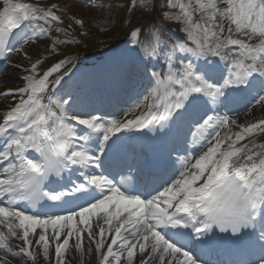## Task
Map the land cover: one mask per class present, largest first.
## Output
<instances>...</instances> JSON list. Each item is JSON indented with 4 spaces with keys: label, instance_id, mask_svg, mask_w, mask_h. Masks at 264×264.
<instances>
[{
    "label": "snow or ice",
    "instance_id": "snow-or-ice-1",
    "mask_svg": "<svg viewBox=\"0 0 264 264\" xmlns=\"http://www.w3.org/2000/svg\"><path fill=\"white\" fill-rule=\"evenodd\" d=\"M164 7L184 40L163 37L172 30L155 19L156 0H129L132 43L167 70L150 72L149 87L123 116L105 117L72 93L57 95L73 59L44 69L46 57L33 62L24 52L40 37L51 39L52 53L81 43L69 30L78 25L88 36L83 20L68 15L73 23L64 28L65 6L0 0V61L13 52L29 61L22 86L0 92L9 100L0 111V264H13L10 257L49 264L52 249L51 264H66L69 252L80 264L93 252L97 264H264V118L240 122L231 114L241 103L246 112L264 109V0H166ZM105 23L101 31L113 24ZM185 122L192 146L170 171L138 174L135 187L106 174L120 133ZM142 180L155 186L141 191ZM223 237L241 242L239 258H213Z\"/></svg>",
    "mask_w": 264,
    "mask_h": 264
},
{
    "label": "bare ground",
    "instance_id": "bare-ground-1",
    "mask_svg": "<svg viewBox=\"0 0 264 264\" xmlns=\"http://www.w3.org/2000/svg\"><path fill=\"white\" fill-rule=\"evenodd\" d=\"M42 4H47L50 5L52 3H56L58 5H60L59 3H57L56 1L53 0H41ZM62 6V5H61ZM68 10V9H67ZM68 15H72L74 16L69 10L67 11V13L65 14V23L60 25L61 27L64 28H68V24L69 23H73L71 20L67 19ZM131 25H129L130 27ZM81 28L78 25H74L72 29L69 30V34L72 37H75L76 39L80 40L81 43H73V44H65V45H60L59 46V51L57 53H50V54H46L44 53L41 48H40V42L42 41V39H49L51 41L50 38L48 37H40L39 39L34 40L33 42H31L28 45L24 46V52H26L30 57L31 60L34 62L37 58L40 57H46L44 63L42 64V68L46 69L47 67L51 66L53 63L59 61L60 59L65 58V56L71 58V59H75L76 57L79 58L80 60L79 62H74L71 65H68L69 68V75H72V68L77 66L80 62H82V60H90V59H96L103 51L109 49V47L111 45H113L115 42L117 41H121L122 37H120V34L122 33V30L115 32L113 35H106V34H99L97 36H80L78 35L81 32ZM88 31V29H87ZM89 33V31H88ZM90 34V33H89ZM53 36L56 35H61L62 38H64L63 34H57L55 32L52 33ZM123 41L119 45V47H122L123 45ZM79 56V57H78ZM24 55L23 53H19V57L17 56L14 60H11L9 63H11V67H13V70L15 71L16 68H19L21 70L20 73H18V75L21 76L20 80L18 82H16L17 86H1L0 87V92H3L6 89H14L18 86H22L23 84V80L22 77L25 74L24 72V68H26V66L24 65V62H22V59H24ZM81 65V64H80ZM85 68V67H84ZM14 71H11V74H14ZM56 75V74H54ZM67 77V76H66ZM65 77V78H66ZM51 79V78H50ZM64 86V81H62L61 86H58L56 91H57V95L59 93V91L61 90V88ZM9 103V100H5L0 98V111L4 110V106L7 105ZM254 110V111H253ZM257 113H262V110L259 106L253 108L251 110V112H247L241 116H238L239 121L240 122H244L249 120L252 116H255ZM128 118H131L130 116ZM39 231V230H38ZM85 243L87 244V241H85ZM69 254H72L75 256L77 262L76 264H80V257L79 254H74L73 252H69ZM10 259H12L10 257ZM84 261H86V264H97L96 261V254L95 252L92 253L91 257H88L87 255L84 258Z\"/></svg>",
    "mask_w": 264,
    "mask_h": 264
},
{
    "label": "rangeland",
    "instance_id": "rangeland-1",
    "mask_svg": "<svg viewBox=\"0 0 264 264\" xmlns=\"http://www.w3.org/2000/svg\"><path fill=\"white\" fill-rule=\"evenodd\" d=\"M102 1L105 4L114 5V7L99 9V8L88 6L86 3V0H75L74 1L75 3H73V6H74V9L77 10L78 12L84 15L89 14L91 16V18L89 19V25L93 32L110 33V32L115 31L118 27L122 26L123 25L122 22L125 21V10L123 7V3L125 2V0H123L124 2L122 3L115 2L113 0H102ZM115 5H120L121 7H115ZM99 16L100 18H103L104 20L113 22L109 30L107 31L100 30L101 27H107L106 23H104V26H102V23H100L101 25L94 24V18H97ZM50 251L52 253V250ZM52 260H53V255L51 254L49 264H51ZM76 262H77L76 258L72 256L69 260L66 261V264L67 263L76 264ZM19 264H21V262ZM40 264H45L42 257L40 258ZM84 264H86V261H84Z\"/></svg>",
    "mask_w": 264,
    "mask_h": 264
}]
</instances>
